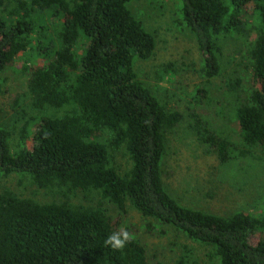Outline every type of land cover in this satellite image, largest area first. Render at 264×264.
Returning a JSON list of instances; mask_svg holds the SVG:
<instances>
[{
	"label": "trees",
	"instance_id": "16d2710c",
	"mask_svg": "<svg viewBox=\"0 0 264 264\" xmlns=\"http://www.w3.org/2000/svg\"><path fill=\"white\" fill-rule=\"evenodd\" d=\"M132 1L0 0V74L24 57L31 107L39 112L16 151L0 129V179L14 174L65 194L42 204L0 193V264H151L123 228L131 213L201 244L218 264H264V208L218 216L183 207L162 171L170 137L185 122L224 167L240 157L264 161V0H176L209 77L221 73L223 39L247 41L250 87L242 94V79L231 81L237 102L230 133L204 107L191 108L187 121L140 79L137 64L154 56L157 43L130 12ZM79 195L100 202H73ZM125 231L123 248L106 243Z\"/></svg>",
	"mask_w": 264,
	"mask_h": 264
},
{
	"label": "rangeland",
	"instance_id": "374dc122",
	"mask_svg": "<svg viewBox=\"0 0 264 264\" xmlns=\"http://www.w3.org/2000/svg\"><path fill=\"white\" fill-rule=\"evenodd\" d=\"M128 8L157 43L154 56L137 64V72L145 85L170 107L182 111L187 121L191 108L204 107L215 122L207 118L217 128L227 131L224 133L234 131L231 108L237 100L230 90L231 81L235 80V85L238 78L242 79V94L249 89L251 81L245 67V37L235 35L222 40L221 73L218 77H209L193 34L180 24L178 1L133 0ZM4 9L0 5V11ZM25 63L22 57L0 74V129L10 133L14 151L26 122L39 116L31 107ZM225 83L229 84L228 90H224ZM232 136L233 141H239L236 133L232 132ZM238 146L242 148L241 143ZM254 153L259 155L258 150ZM261 162L240 157L230 167L222 166L215 156L206 152V147L185 122L176 128L168 142L163 180L169 195L183 207L218 216L243 210L255 212L259 206L261 210L264 208V161ZM5 191L42 204L61 202L65 197L59 187L43 190L29 178L14 174L0 179V193ZM72 200L82 205L100 202L99 198L87 195L72 197ZM102 205L117 217L118 211L111 204L103 202ZM123 223V228L130 229L145 246L151 264H218L210 259L204 246L169 226L135 213L126 215Z\"/></svg>",
	"mask_w": 264,
	"mask_h": 264
},
{
	"label": "clouds",
	"instance_id": "9594fccd",
	"mask_svg": "<svg viewBox=\"0 0 264 264\" xmlns=\"http://www.w3.org/2000/svg\"><path fill=\"white\" fill-rule=\"evenodd\" d=\"M128 238V233L125 231L123 232V236H121L120 234L111 235L106 243L111 245V247L114 249H121L125 246Z\"/></svg>",
	"mask_w": 264,
	"mask_h": 264
}]
</instances>
